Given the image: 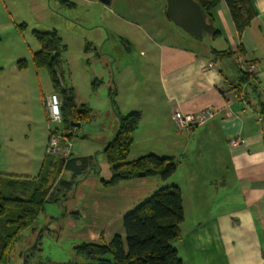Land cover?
Masks as SVG:
<instances>
[{"label": "crops", "instance_id": "obj_1", "mask_svg": "<svg viewBox=\"0 0 264 264\" xmlns=\"http://www.w3.org/2000/svg\"><path fill=\"white\" fill-rule=\"evenodd\" d=\"M134 1L138 5L134 14L146 17L149 10L143 12L142 0L122 2ZM149 1H157L156 11L174 24L166 15L165 0ZM249 1L254 17L240 34L225 0H220L210 12L211 20L207 19L212 29L204 34L210 43L179 27L182 34L171 30L169 37L180 42L151 38L147 51L139 53L138 69L143 68L146 85L142 98L131 94L137 104L131 111L140 112V121L128 160L154 153L173 157L176 170L166 180L149 176L108 187L101 185L100 173L82 177L71 195L77 209L68 210L62 218V232L72 241H98L103 236L108 242L115 234L123 236L120 222L125 213L154 190L177 186L184 218L176 247L184 264H264V0ZM215 29L218 33L212 35ZM210 49L231 54L237 50L257 65L256 73L241 84L233 56L215 59ZM115 74L119 85L126 82L120 69ZM62 84L71 87L63 80ZM241 89L243 101L238 95ZM120 102L118 111L126 112ZM205 107L216 112L207 122L190 130L176 127L173 111ZM42 135L41 146L46 147L48 131ZM235 138L242 142L232 146ZM45 153L39 159L38 172ZM81 156L88 155L73 157ZM71 212H76V218L66 217Z\"/></svg>", "mask_w": 264, "mask_h": 264}, {"label": "rangeland", "instance_id": "obj_2", "mask_svg": "<svg viewBox=\"0 0 264 264\" xmlns=\"http://www.w3.org/2000/svg\"><path fill=\"white\" fill-rule=\"evenodd\" d=\"M122 1L111 0L105 5L97 0H1L0 172L26 177L37 174L39 159L45 151L41 146L42 134L60 126L48 121L43 103L50 94H60L53 88L48 72L32 64V54L40 48L33 30H55L65 46L60 76L73 88L76 104L86 103L92 110L90 122L80 123L68 138L72 156L96 154L100 175L110 177L111 167L101 151L115 134L118 120L109 96L112 95L115 106H119L120 99L125 109H135L137 104L131 94L142 98L146 85L144 70L138 69L142 60L139 53L147 51L151 38L180 42L169 37V32L182 34L179 27L156 11L157 1L142 0L143 12L149 10L144 18L133 12L138 6L136 1ZM202 42L210 43L206 33ZM19 60L25 62L22 67ZM119 69L125 81L132 83H117L114 78ZM63 177L69 179L70 175L65 172ZM59 199L45 202L44 211L32 227L22 232V239L10 254V264L23 263L22 255L35 243L34 233L38 230L42 233L38 253L41 259L97 264L77 255L73 247L80 242L62 232L63 216L77 207L71 198ZM103 258L111 260V255L105 254Z\"/></svg>", "mask_w": 264, "mask_h": 264}, {"label": "trees", "instance_id": "obj_3", "mask_svg": "<svg viewBox=\"0 0 264 264\" xmlns=\"http://www.w3.org/2000/svg\"><path fill=\"white\" fill-rule=\"evenodd\" d=\"M208 20L211 10L220 0H193ZM236 31L240 34L254 17L249 0H225ZM215 29L212 35H216ZM40 48L32 54L35 68H44L53 88L61 96V129L70 138L74 123H88L92 110L86 104H76L72 87L62 84L59 68L64 62L65 46L55 30H33ZM215 59L231 58L229 51L210 49ZM24 60H19L22 67ZM240 82L248 81L251 74L239 71ZM240 84V85H241ZM242 92L240 90L239 94ZM115 92H113L114 94ZM112 109L117 117L116 132L102 149L106 162L110 165L109 178H100L102 186L108 187L123 180L157 176L168 179L176 170L173 157L148 153L128 160L134 133L140 121V112L120 113L110 96ZM67 172L69 179L63 177ZM89 173H99L96 154L67 159L47 154L36 176H9L0 172V264H10V254L22 239V232L32 227L47 201L71 198L72 191L80 179ZM66 195H68L66 197ZM66 214V213H65ZM69 215L76 218V212ZM184 214L181 191L177 186L160 187L122 217L124 235L115 234L106 242L103 236L98 241L81 242L73 248L77 255L93 260L97 264H184L180 259L176 243L181 238L180 224ZM56 219V218H53ZM34 231V228H32ZM35 243L22 255V264H76L75 262H53L41 259V230L35 231ZM111 260L104 259L105 254ZM92 264V263H86Z\"/></svg>", "mask_w": 264, "mask_h": 264}, {"label": "built area", "instance_id": "obj_4", "mask_svg": "<svg viewBox=\"0 0 264 264\" xmlns=\"http://www.w3.org/2000/svg\"><path fill=\"white\" fill-rule=\"evenodd\" d=\"M232 56L239 71L251 75L256 73L257 65L254 62L245 60L237 50L233 51ZM208 66H212V64L209 63ZM239 97L242 101L245 99L243 90ZM45 107L48 121L60 125L59 127L53 126V128L49 129L45 151L47 154H54L63 159H67L71 154L72 145L69 139L65 137L64 132L61 129L62 116L60 96L55 92L50 94L46 99ZM215 113V110L209 107L191 112H181L175 110L172 113V119L178 129L190 130L195 126H200L207 122L209 119L214 117ZM241 142L242 140L240 138H235L231 141V145L236 146Z\"/></svg>", "mask_w": 264, "mask_h": 264}, {"label": "water", "instance_id": "obj_5", "mask_svg": "<svg viewBox=\"0 0 264 264\" xmlns=\"http://www.w3.org/2000/svg\"><path fill=\"white\" fill-rule=\"evenodd\" d=\"M105 5H109L111 0H97ZM166 15L182 30L195 39H201L204 32L212 29L200 6L193 0H165ZM80 123L72 124L73 127Z\"/></svg>", "mask_w": 264, "mask_h": 264}]
</instances>
